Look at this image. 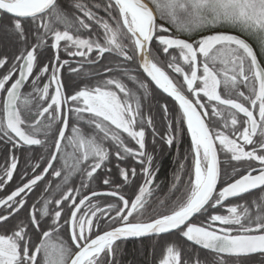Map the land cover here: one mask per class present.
Here are the masks:
<instances>
[{
	"label": "snow or ice",
	"instance_id": "obj_1",
	"mask_svg": "<svg viewBox=\"0 0 264 264\" xmlns=\"http://www.w3.org/2000/svg\"><path fill=\"white\" fill-rule=\"evenodd\" d=\"M150 2L155 12L144 0H106L105 19L93 10L101 7L99 0L92 5L73 0L72 13L61 0H0V13L4 14L0 45L14 48L11 57L7 52L0 54V69L4 70L0 74V140L17 149L46 147L51 139L53 149L43 169L37 172L40 164H35L33 175L22 178L14 190L0 198V264H119L118 242L155 239L161 234L182 237L209 256L202 259L194 254L185 259L177 243L167 242L158 264H226V258L264 257V64L257 52L264 54V0ZM166 24L181 35H172ZM218 26L232 32L213 31ZM184 35L188 39L181 38ZM154 42L165 54L167 67L183 77L185 91L152 59ZM46 48L53 50V56L40 65L38 57ZM61 51L82 58L81 67L98 64L105 53L122 58L115 69L106 67L105 71L122 72L146 96L148 84L122 66L143 57L139 67L177 103L179 116L168 123V133L161 139L171 147L182 131L173 124L186 126L192 162L186 194L166 213L147 220L136 218L147 211L154 178L153 157L145 151V126L154 132L155 128L153 118L143 115L141 96L116 76L66 94L62 69L69 66L77 74L80 70L71 67L67 59L61 60ZM42 78L47 82L41 86ZM29 82L32 91L25 94L22 89ZM233 93L238 98H232ZM162 109L167 117V105ZM22 110L34 119L26 120ZM83 125L91 131L85 132ZM122 134L138 147H130ZM105 142L114 146L118 161L130 157L143 166L145 182L131 198L120 189L132 181L136 169L119 164V182L113 190L99 192L83 180L80 187L67 186L76 173L93 181L98 170L106 168L110 152ZM58 158L60 170L53 167ZM233 161L246 163L237 166ZM18 163L12 154L0 169V191L13 180ZM179 168L183 171L184 163ZM49 170L55 177L64 172L63 184L56 185L58 197L42 196L28 205L29 194ZM174 179L179 183L180 174ZM222 179L223 186L218 188ZM102 183L112 186L114 182L109 177ZM45 184L44 192H48L51 185ZM256 190L259 195L250 203H224ZM100 196L116 199L106 206L94 203L93 198ZM216 208L227 214L209 211ZM22 210L28 212L26 220L18 216ZM197 214L203 219L191 222ZM10 219L16 223L8 228ZM48 219L51 228L44 230L42 222ZM110 222L111 226L102 230V225ZM64 228L75 251L62 240H52L53 232ZM33 233L38 242L33 241Z\"/></svg>",
	"mask_w": 264,
	"mask_h": 264
},
{
	"label": "trees",
	"instance_id": "obj_2",
	"mask_svg": "<svg viewBox=\"0 0 264 264\" xmlns=\"http://www.w3.org/2000/svg\"><path fill=\"white\" fill-rule=\"evenodd\" d=\"M150 6L153 8L154 12L156 11L153 4L150 0H145ZM81 2L87 3L89 5L94 4L97 0H81ZM101 3V7L99 9L93 8L98 16H103L105 19H108V14L103 10V3L106 0H99ZM62 5L65 9L72 13L75 9L72 8L73 0H61ZM79 15V13H77ZM4 14H1L0 19H2ZM111 22V21H110ZM158 23H164L158 19ZM166 27L172 28L171 25L166 24ZM213 31L218 32H232V29L229 27H216ZM172 35H181L177 33L174 28H172ZM197 33L195 35H199ZM207 34V33H204ZM239 34V33H233ZM181 38L188 39V36L184 35ZM247 39V37H245ZM253 47L255 48L256 45L254 42ZM63 44V42H62ZM153 54L152 59L173 79L174 82L177 83L178 86L181 87L182 91L186 90V86L183 85V77L179 76L178 74L174 73L170 68L167 67L166 63V56L156 47V43L154 42L152 45ZM14 48L9 44L7 47L0 45V54L7 52V54L11 57ZM172 51V50H170ZM258 52V59L264 64V54L261 53L259 49ZM61 60L67 59L70 63L71 67L79 68V74L71 72L69 66H65L64 69L61 71V79L64 84V90L66 94H73L79 88L85 85H95L99 81L110 78L112 76H116L120 78L123 83L129 89H132L138 96L142 98V111L145 118L151 116L153 118V124L155 128V132L153 128H149L145 126V151L147 154L152 155V172H153V183L151 185V196L148 197V202L146 205L147 211L144 213L143 216L136 217L137 219H144L147 220L149 217L155 214H162L166 213L170 210L173 205V202L177 200V198L183 199L184 195L186 194L185 185L188 181V168L191 165L192 158L190 153V144L191 139L190 135L187 133L186 126L184 125H176L173 124V127H181L182 131L177 136L176 140L174 141L173 145L169 147L163 139L162 136L167 135L168 128L167 125L170 121L174 118H178V107L164 95L159 93L151 83L145 78L143 75L141 68L139 67V57L133 59V61H129L124 63L122 66L129 68L132 75H135L138 80L143 81L148 84L149 94L144 95V93L138 90V85L134 84L132 81L128 80L126 76L123 75L122 72L114 71V72H107L105 71L106 67H111L115 69L117 64H119L122 58H119L113 54L105 53L104 57L100 59L98 64H89L84 63L81 67L80 61L82 58L80 57H71L67 56L63 51L60 53ZM93 55H96L93 53ZM53 56V50L50 48H46L44 51L41 52L40 56L38 57L40 65L44 63H48L49 59ZM186 68V66H185ZM187 70V68H186ZM34 70V75H35ZM4 70L0 69V74H3ZM99 73V74H97ZM32 77L29 78L31 81ZM47 81L42 78L41 86L43 83ZM240 90L245 91L247 94L248 90L240 85ZM32 91L31 83L29 82L26 85L23 93L27 94ZM221 92L223 94V88H221ZM187 94V93H186ZM122 95V94H121ZM232 98H238L235 93H233ZM167 105L169 113L168 116L165 117L162 109V105ZM36 106V101H33V108ZM23 116L26 120H33L34 116H32L29 112L23 111ZM87 115V114H85ZM0 117H2V113H0ZM74 119V118H73ZM215 119V118H213ZM72 120H70V123ZM218 123V122H217ZM85 132H90L91 130L86 126L83 125ZM126 140V143L129 144L130 147L137 148L138 146L132 141L130 138L126 136V134H122ZM42 138V137H41ZM155 141V143L153 142ZM105 146L108 147L110 152V159L106 162V168H102L98 170L96 173V179L93 181H88L86 177H82L80 173H76L72 175L69 184L67 186H75L80 187L81 181L83 180L84 183L89 184L92 189H95L99 192H106L109 190L114 189L115 183L119 182V169L117 165L119 164L121 167L127 168H135L136 169V176L132 179V181L125 185L120 191L125 195L126 198H131L133 193L138 190V187L145 182V177L142 172V165L137 163L136 160L132 158H127L125 160H117L114 155V146L110 144V142H105ZM52 142L49 139L48 144L46 147H39V146H32L31 148L23 147L13 149L11 144H5L3 140H0V169L5 166V162L9 159V157L14 154L18 158V167L16 172L14 173L13 180L8 183L3 191H0V198L9 194L14 188L21 183V179L23 178L26 180L31 175H33L32 167L39 163L40 168L36 169L39 172L46 166V161L52 152ZM71 151V149H69ZM59 157V154H58ZM221 160L223 161L224 155L223 153L220 154ZM184 163L185 168L183 171L180 170L179 165ZM232 165L243 164L246 162H231ZM53 167L57 170L62 168V161L58 158L57 161L53 162ZM222 167L224 165L222 164ZM107 169H111V172H108ZM227 172L231 174L232 168L229 166L227 168ZM179 173L181 176V181L176 183L175 175ZM63 177L64 172L62 171L61 177H55L52 175V170H49V174L45 176L44 181L39 182L38 186L35 190L29 194L28 196V205H32L41 197H48V196H57L58 192L56 190L57 184H63ZM111 178L114 182L112 186L104 185L102 180L104 178ZM227 179V176L224 177ZM45 181L51 185V188L48 192H44V188L47 186ZM223 179L219 183V187L223 186ZM259 195V190L253 193H250L246 196L241 198L235 199L233 201L228 202L227 205L232 204H243V203H250L252 199ZM116 198L108 197V196H100L97 198H93L94 203H102L106 206L107 202L114 201ZM53 206L50 205V208ZM39 208V205H37ZM155 210V211H153ZM239 210V209H238ZM254 211V209H252ZM209 211L213 214L220 213V214H227L226 210L223 208H216V209H209ZM18 216L23 219H27L28 212L26 210H22ZM132 219V218H130ZM203 219L202 216L198 215L192 222L199 223ZM16 223L15 219H10L7 223V227L11 228L13 224ZM110 224L102 225V230L109 228ZM42 228L44 230H49L51 228V220L48 219L47 223L42 222ZM31 231V229H30ZM52 240L54 242H59L62 240L70 247L73 248L75 251L74 246L71 245L69 233L66 228L61 229L59 233L53 232ZM33 241H37V234L33 233ZM167 242H175L177 243L182 251L183 258L187 259L192 257L194 254H198L202 259L207 258L209 256L208 252L202 251L189 242L184 240L182 237L178 238L177 235L169 234L160 236L158 238H146L138 241H124L118 243L120 246L118 261L119 264H158L159 259L162 257V248ZM39 259V258H38ZM261 260H264V257L261 255L248 257V258H226V264H260Z\"/></svg>",
	"mask_w": 264,
	"mask_h": 264
},
{
	"label": "water",
	"instance_id": "obj_3",
	"mask_svg": "<svg viewBox=\"0 0 264 264\" xmlns=\"http://www.w3.org/2000/svg\"><path fill=\"white\" fill-rule=\"evenodd\" d=\"M144 2L147 3L145 0H144ZM147 4H148V3H147ZM148 6L151 7L150 4H148ZM151 8H152V7H151ZM152 9H153V8H152ZM153 11H154V10H153ZM1 14H3V13H0V16H1ZM142 59H143V57H139V61H142ZM141 71H142L143 75L145 76V78L151 83V85H152V86H153V87H154L159 93H161L162 95H164L166 98L170 99V100H171V101H172V102L178 107L177 103L173 100L172 97H169L166 93H164L161 89H159V88L155 85V83L152 82L151 79H150L149 77H147V75L143 72V69H142V68H141ZM26 85H27V84H26ZM25 88H26V86L24 87V89H25ZM24 89H22V92L24 91ZM217 187H219V183H218ZM256 191H258V190H256ZM256 191H254V192H256ZM252 193H253V192H252ZM248 194H250V193H247V194H245L244 196H246V195H248ZM242 197H243V196H242ZM238 198H241V197L230 198L229 200L225 201L224 203L227 204L228 202L233 201V200L238 199ZM198 215H199V214H197V216H198ZM197 216H194L193 219H192V221H193ZM192 221H191V222H192ZM164 235H169V234H161V236H164ZM146 238H148V237L139 238V239H137V238H129V239L124 240V241H138V240H142V239H146ZM124 241H120V242H124ZM120 242H118V243H120ZM189 243L191 244V242H189ZM193 246L196 247V248H198V249H200L198 246H195V245H193ZM200 250L207 252L206 250H203V249H200ZM258 255H260V254H255V255H253V256H258ZM253 256H251V257H253ZM232 258H235V257H232ZM241 258H248V257H241ZM236 259H239V258H236Z\"/></svg>",
	"mask_w": 264,
	"mask_h": 264
}]
</instances>
